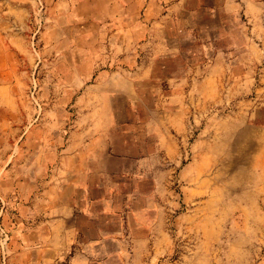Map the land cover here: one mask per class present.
I'll use <instances>...</instances> for the list:
<instances>
[{"label":"rangeland","instance_id":"rangeland-1","mask_svg":"<svg viewBox=\"0 0 264 264\" xmlns=\"http://www.w3.org/2000/svg\"><path fill=\"white\" fill-rule=\"evenodd\" d=\"M92 1L0 0V264H70L71 252L52 245L54 179L78 134L118 131L96 114L106 104L113 122L131 108L143 120L153 107L177 111L181 126H169L170 192L151 246L134 256L124 239L84 264H264V0L213 11L214 0H188L192 31L217 35L211 46L225 50L207 94L203 70L192 69L201 45L166 16L173 0ZM159 32L177 55L160 52ZM176 73L180 86L165 81ZM110 79L141 80L136 102L105 101ZM198 159V184L182 182ZM192 184L185 196L181 186Z\"/></svg>","mask_w":264,"mask_h":264},{"label":"crops","instance_id":"crops-1","mask_svg":"<svg viewBox=\"0 0 264 264\" xmlns=\"http://www.w3.org/2000/svg\"><path fill=\"white\" fill-rule=\"evenodd\" d=\"M91 3L104 5L105 0H94ZM244 7L258 9L256 0H240ZM233 0H214L209 6H230L237 4ZM198 4H201L200 1ZM188 0H173L167 18L174 22L191 42L199 43L198 60L192 69H201L199 86L207 94L213 86L212 76L222 67L220 57L224 49L211 46L217 35L193 32V8ZM202 7H207L205 4ZM209 8V9H210ZM214 10V9H213ZM212 8L210 11H213ZM175 39L159 32L161 53L165 56L177 55L179 50L171 44ZM211 47V55L206 56ZM189 66V64H187ZM163 68L164 66H159ZM186 66H184L185 68ZM181 73L168 75L165 81L173 86L185 82ZM150 86H157L154 78L144 79ZM106 88L104 100L109 102L121 96L124 102L135 103L139 96L136 86L139 79L102 80ZM197 84V83H196ZM150 93L152 91H149ZM132 106V104H130ZM105 109L96 111L98 117L109 119L106 124H116L118 131L104 129L77 135L65 148L66 156L62 159V176L55 178L52 211L53 246H65L70 254V264H84L96 256L109 257L108 252H100L104 245L122 246V240L131 238L132 254L141 256L146 247L151 246L156 232L163 228L164 205L160 199L169 194L167 187L168 170L165 160L175 150V142L169 126L179 129L180 114L177 111L147 109L145 118L137 120L138 111L127 110V118H119L117 113ZM120 115V112H118ZM165 114V115H164ZM169 128V129H168ZM139 130V133H137ZM207 149V147H206ZM207 161L211 158L208 151L203 152ZM212 162V160H211ZM204 161L197 160L192 165L182 168L179 176L182 182L197 183L199 170H205ZM207 168L209 163L207 162ZM209 178L207 177L206 180ZM181 186L184 194L197 191L193 185ZM198 184V183H197ZM103 254V255H102Z\"/></svg>","mask_w":264,"mask_h":264}]
</instances>
